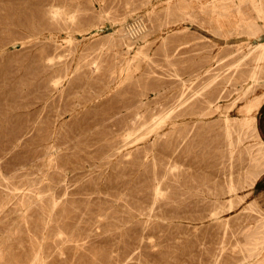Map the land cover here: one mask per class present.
Returning a JSON list of instances; mask_svg holds the SVG:
<instances>
[{"label": "rangeland", "instance_id": "obj_1", "mask_svg": "<svg viewBox=\"0 0 264 264\" xmlns=\"http://www.w3.org/2000/svg\"><path fill=\"white\" fill-rule=\"evenodd\" d=\"M212 1L0 0V264H264V0Z\"/></svg>", "mask_w": 264, "mask_h": 264}, {"label": "bare ground", "instance_id": "obj_2", "mask_svg": "<svg viewBox=\"0 0 264 264\" xmlns=\"http://www.w3.org/2000/svg\"><path fill=\"white\" fill-rule=\"evenodd\" d=\"M212 1V0H211ZM217 1V0H216ZM231 1H233V0H231ZM213 2V1H212ZM235 2V1H234ZM227 3V2H226ZM210 4V3H209ZM218 4H219V1H218ZM236 4H238V3H236ZM212 5V4H211ZM217 5V4H216ZM240 5H242V4H240ZM231 6H232V4H231ZM217 7V6H216ZM214 9H217V8H214ZM222 12V11H221ZM229 12V11H228ZM225 13V12H224ZM227 13V12H226ZM222 14V13H221ZM229 15V14H228ZM226 18H227V15H226ZM228 20V19H227ZM222 21V20H221ZM218 23V22H217ZM238 24V23H237ZM224 25V24H223ZM219 26V25H218ZM255 29V28H254ZM134 35V34H133ZM250 171V170H249ZM251 173V172H250ZM251 175V174H250ZM257 239V238H256ZM260 249V248H259Z\"/></svg>", "mask_w": 264, "mask_h": 264}]
</instances>
